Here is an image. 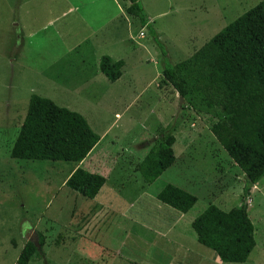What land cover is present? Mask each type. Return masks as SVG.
Segmentation results:
<instances>
[{
  "label": "rangeland",
  "instance_id": "obj_1",
  "mask_svg": "<svg viewBox=\"0 0 264 264\" xmlns=\"http://www.w3.org/2000/svg\"><path fill=\"white\" fill-rule=\"evenodd\" d=\"M259 1L140 3L177 63ZM126 15L114 0H0V264H17L37 233L44 244L27 264H264V178L244 195V173L210 130L223 112L179 97L150 29ZM113 36L123 41L99 44ZM108 51L125 61L113 82L97 63ZM33 93L81 113L100 136L79 164L106 179L96 199L64 185L77 162L10 157ZM166 132L175 161L145 184L137 164ZM167 183L197 197L190 210L157 199ZM243 202L256 245L243 263L220 261L191 221L209 204Z\"/></svg>",
  "mask_w": 264,
  "mask_h": 264
},
{
  "label": "trees",
  "instance_id": "obj_2",
  "mask_svg": "<svg viewBox=\"0 0 264 264\" xmlns=\"http://www.w3.org/2000/svg\"><path fill=\"white\" fill-rule=\"evenodd\" d=\"M125 11L138 18L140 27L150 29L160 49L161 73L179 97L199 98L206 106L218 108L224 117L210 130L232 161L245 175L247 196L264 178V0L222 27L191 56L172 63L168 51L144 12L140 0H128ZM125 61H113L104 54L100 72L111 82L122 75ZM100 136L79 112L56 104L52 99L31 94L27 111L10 149V157L23 160L82 162L99 142ZM171 132L137 164L145 184H151L175 161ZM105 177L80 165L68 175L64 185L93 199ZM161 202L185 213L197 197L173 184H165L156 194ZM197 241L210 248L220 261L243 263L256 245L254 224L247 203L224 210L209 204L191 221ZM44 244V237L28 239L16 263L27 264Z\"/></svg>",
  "mask_w": 264,
  "mask_h": 264
},
{
  "label": "crops",
  "instance_id": "obj_3",
  "mask_svg": "<svg viewBox=\"0 0 264 264\" xmlns=\"http://www.w3.org/2000/svg\"><path fill=\"white\" fill-rule=\"evenodd\" d=\"M115 1V3L117 4V8H118V10H119V12L120 13H123V14H125L126 15V12H125V8H126V6H128V4H129V2H128V0H121L123 3H122V6L121 5H119L118 4V0H114ZM128 3V4H127ZM126 5L125 7H123V5ZM126 17H127V15H126ZM118 41H123L122 40V36L121 37H117V36H113L112 38H110V37H101V39H100V42H99V44H101L102 46H103V43L105 44V45H110V42L111 43H115V42H118ZM126 41H127V39H126ZM108 53V54H107ZM106 54L107 55H109V56H111V58H112V60L113 61H116L117 60V58L116 57H114V55H112V53L110 52V51H108ZM102 55H104V54H102L101 52L98 54V56H97V63H98V67H99V60H100V57L102 56ZM124 65H125V63H124ZM124 65H123V67H124ZM122 67V68H123ZM120 78V77H119ZM118 78V79H119ZM91 152V151H90ZM82 162H77V164H75V166H73V168L75 169V167L77 166V165H79V164H81ZM73 169V170H74ZM105 184V183H104ZM101 189H102V187H101ZM101 189H100V191H101ZM96 197H97V194H96V196L93 198V199H96ZM89 199V198H88ZM93 199H89V200H93Z\"/></svg>",
  "mask_w": 264,
  "mask_h": 264
},
{
  "label": "built area",
  "instance_id": "obj_4",
  "mask_svg": "<svg viewBox=\"0 0 264 264\" xmlns=\"http://www.w3.org/2000/svg\"><path fill=\"white\" fill-rule=\"evenodd\" d=\"M143 35V33H141Z\"/></svg>",
  "mask_w": 264,
  "mask_h": 264
},
{
  "label": "water",
  "instance_id": "obj_5",
  "mask_svg": "<svg viewBox=\"0 0 264 264\" xmlns=\"http://www.w3.org/2000/svg\"><path fill=\"white\" fill-rule=\"evenodd\" d=\"M36 240V239H35Z\"/></svg>",
  "mask_w": 264,
  "mask_h": 264
}]
</instances>
